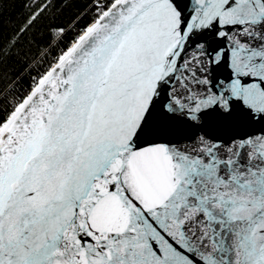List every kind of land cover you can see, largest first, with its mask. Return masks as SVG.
<instances>
[{"label":"snow or ice","instance_id":"obj_1","mask_svg":"<svg viewBox=\"0 0 264 264\" xmlns=\"http://www.w3.org/2000/svg\"><path fill=\"white\" fill-rule=\"evenodd\" d=\"M0 264H264V0H0Z\"/></svg>","mask_w":264,"mask_h":264}]
</instances>
